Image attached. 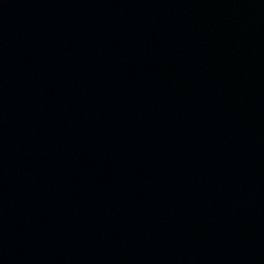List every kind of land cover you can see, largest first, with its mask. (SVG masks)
Returning <instances> with one entry per match:
<instances>
[{"label":"water","instance_id":"obj_1","mask_svg":"<svg viewBox=\"0 0 264 264\" xmlns=\"http://www.w3.org/2000/svg\"><path fill=\"white\" fill-rule=\"evenodd\" d=\"M0 264H264V0H0Z\"/></svg>","mask_w":264,"mask_h":264}]
</instances>
